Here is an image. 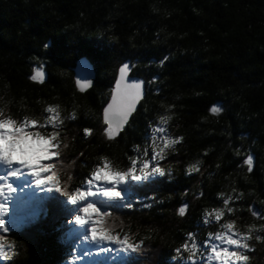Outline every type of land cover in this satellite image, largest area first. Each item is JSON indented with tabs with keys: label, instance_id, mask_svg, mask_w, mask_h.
<instances>
[{
	"label": "trees",
	"instance_id": "trees-1",
	"mask_svg": "<svg viewBox=\"0 0 264 264\" xmlns=\"http://www.w3.org/2000/svg\"><path fill=\"white\" fill-rule=\"evenodd\" d=\"M49 42L55 47L45 49ZM81 58L95 71L85 92L74 78ZM125 62L146 92L109 140L103 108ZM34 70L45 73L43 83L31 80ZM213 106L221 112L212 114ZM48 107L59 115L55 163L67 191L85 190L101 157L118 170L132 157L145 158L162 116L171 117L163 126L176 143L161 161L165 177L123 191L133 208L117 205L104 217L121 239L138 245L137 253L91 249L85 257L88 244L58 243L60 225L66 228L75 215L63 210L76 206L49 193L47 214L36 226L8 234L16 254L0 264H208L204 241L223 223L234 221L242 234L264 224L250 210L264 216V0H0V118L44 124ZM249 155L251 172L243 164ZM192 166L198 170L188 173ZM216 208L224 213L220 221L205 215ZM193 243L189 259L184 245ZM247 243L246 264H264V231H253Z\"/></svg>",
	"mask_w": 264,
	"mask_h": 264
},
{
	"label": "snow or ice",
	"instance_id": "snow-or-ice-1",
	"mask_svg": "<svg viewBox=\"0 0 264 264\" xmlns=\"http://www.w3.org/2000/svg\"><path fill=\"white\" fill-rule=\"evenodd\" d=\"M44 47L51 49L55 45L49 42ZM164 59L167 60V57ZM129 68L128 62L119 67V75L111 89L110 102L103 108L102 124L104 134L109 140H114L125 128L143 97V83L136 79H126ZM81 71H88V65L84 62L81 64ZM30 78L43 83L45 73L34 70ZM92 83L91 79H84L83 82L76 80L81 92L91 87ZM210 110L212 114H219L221 107L213 106ZM45 111L50 115L44 124L39 125L35 119H25L19 123L15 119L0 118V261L7 262L16 254L11 251L13 244L9 242L8 234L36 226L47 214V202L52 199L49 193H58L66 199L68 205L76 206L74 209L63 210L65 215H72L73 212L75 215L68 221L66 228L63 224L60 225L58 243L71 246L73 242L80 241L90 245L83 251L85 257L92 254V248L97 250L96 255L112 251L117 255L121 252L125 255L137 253L138 245L132 243L127 236L121 239L114 233L113 225L104 223V217L109 215V208L115 210L117 205L121 208H133V203L122 197L123 191L144 187L154 183L157 178L165 177L166 172L161 161L166 159L167 150L176 143L168 138L163 126L171 117L162 116L160 123L151 129L153 145L150 153H145V158L138 160L132 157L126 170H118L112 167L107 158L101 157L102 164L94 168L83 185L85 190L78 187L74 191H67L60 185L55 163L61 151L57 128L58 111L53 107H48ZM46 124H50L53 129L50 133L35 130L44 129ZM89 134L90 129L85 128L84 135ZM157 139H160L162 145L159 148L155 143ZM243 164L251 172L253 157L249 155ZM197 170L196 166L187 169L188 173ZM38 191L45 194L37 195ZM121 201L124 203L121 204ZM223 203L228 205L229 199H224ZM10 204L15 209L12 214L9 210ZM186 209L187 205L181 206L179 215L184 216ZM250 210L254 216L264 219L255 208ZM228 211L231 212L232 209L228 208ZM223 214L219 208L205 213L208 217L214 216L216 221H220ZM253 231H264V224L259 229L250 227L242 234L236 230L234 221L223 223L220 231L204 241L208 264H246L249 257L245 251L251 250L247 241L252 239ZM256 239L260 240L261 237L256 236ZM184 248L189 251L191 259L197 245L193 243L189 249L185 244ZM176 251L179 253L180 250Z\"/></svg>",
	"mask_w": 264,
	"mask_h": 264
},
{
	"label": "water",
	"instance_id": "water-1",
	"mask_svg": "<svg viewBox=\"0 0 264 264\" xmlns=\"http://www.w3.org/2000/svg\"><path fill=\"white\" fill-rule=\"evenodd\" d=\"M82 62H84V63H86L87 65H88V71H81V64H82ZM129 63V62H128ZM123 65V64H122ZM121 65V66H122ZM120 66V67H121ZM40 71H42V70H40ZM74 73H75V75H74V78H75V83H76V80H78V79H80L81 80V82H83V80L84 79H91L92 81H93V83H94V80H95V71H94V68H93V66H92V64L90 63V61L88 60V59H86V58H81L80 60H78L77 61V63H76V67H75V70H74ZM118 75H119V70H118V74H117V77H118ZM116 77V78H117ZM45 78H46V76H45ZM126 79H136V80H138V81H141L142 83H143V97H142V99L144 98V96H145V92H146V88H145V82L143 81V79H141V78H138V77H133V76H131V66H130V68H129V74H128V77H126ZM93 83H92V86H93ZM114 85H115V83H114ZM114 85H113V87H114ZM91 86V87H92ZM76 87H77V85H76ZM91 87H89V88H87V89H85L83 92H85V91H87L88 89H90ZM78 88V87H77ZM78 90H79V88H78ZM80 91V90H79ZM81 92V91H80ZM110 99H111V96H110ZM110 99H109V101L108 102H110ZM141 99V100H142ZM107 102V103H108ZM141 102V101H140ZM139 102V103H140ZM139 105V104H138ZM138 105H137V107H138ZM106 106H107V104H106ZM105 106V107H106Z\"/></svg>",
	"mask_w": 264,
	"mask_h": 264
},
{
	"label": "rangeland",
	"instance_id": "rangeland-1",
	"mask_svg": "<svg viewBox=\"0 0 264 264\" xmlns=\"http://www.w3.org/2000/svg\"><path fill=\"white\" fill-rule=\"evenodd\" d=\"M14 187H15V185H14ZM34 187V186H33ZM94 190V189H93ZM37 193H39V191L37 192ZM128 193H124V195H122V197H126V195H127ZM127 198V197H126ZM9 209H11V204H10V207H9ZM11 211V210H10ZM208 217V216H207ZM210 220H212V221H214L215 219H214V217H210ZM97 251V250H96ZM208 262V261H207Z\"/></svg>",
	"mask_w": 264,
	"mask_h": 264
}]
</instances>
